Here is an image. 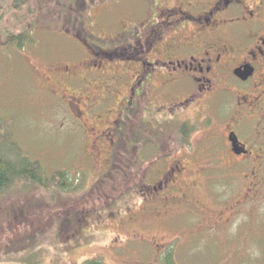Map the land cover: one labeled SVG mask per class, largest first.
I'll return each instance as SVG.
<instances>
[{"label":"rangeland","instance_id":"obj_1","mask_svg":"<svg viewBox=\"0 0 264 264\" xmlns=\"http://www.w3.org/2000/svg\"><path fill=\"white\" fill-rule=\"evenodd\" d=\"M11 1H6V7ZM18 1L24 4L22 9L8 10L0 25V138L2 133L12 136L24 156L42 165L47 178L66 171L79 188L66 193L47 179L44 186L21 180L0 191V264H168L164 256L169 249L173 264H264V193L255 203L232 211L230 217L227 214L230 223L214 236L197 234L193 221L184 217L159 222L151 229L146 226L142 216L146 170H155L156 175L167 160H155L156 156L176 148L173 115L167 121L161 119L164 115L151 118L156 106L164 111L170 108L168 95L149 93V81L142 80L125 125L97 135L81 127L64 98L47 90L43 75L51 76L58 65L84 58L77 36L104 44L98 36L113 38L118 25L126 29L145 18V0ZM94 24L93 32L89 31ZM23 31L31 38L24 49L6 44L9 35L17 37ZM109 72L118 75L113 66ZM118 90L111 83V95ZM114 107L116 103L105 102L98 109L110 113ZM82 108L86 110L83 102ZM86 111L90 120L97 112L91 107ZM185 116L194 115L187 111L181 119ZM93 135L98 139L95 148ZM119 152L122 156L115 160ZM191 157L188 154L185 161L194 165ZM188 167L193 173L194 168ZM99 175L107 176L110 184L102 185ZM151 177L153 184L158 173ZM229 184L232 187L233 182ZM98 185L105 187L94 192ZM232 197L233 193L231 207ZM213 207L220 205L215 202Z\"/></svg>","mask_w":264,"mask_h":264},{"label":"flooded vegetation","instance_id":"obj_2","mask_svg":"<svg viewBox=\"0 0 264 264\" xmlns=\"http://www.w3.org/2000/svg\"><path fill=\"white\" fill-rule=\"evenodd\" d=\"M145 2L144 23L126 29L118 25L113 38L98 36L104 44L82 40L78 34L84 58L53 68L51 76L43 75L44 83L48 92L66 100L68 111L77 114L87 133L97 135L125 125L142 80L149 81V93L168 95L170 108L156 106L151 118L164 115L161 119L167 121L173 115L176 148L156 156L167 160L155 183V170H146L142 216L150 229L162 221L190 218L197 234L214 236L230 223L227 214L255 203L264 193V0ZM129 28L134 29L127 32ZM112 66L115 77L109 72ZM126 68L133 71L125 73ZM111 83L119 89L113 95ZM82 102L86 110L97 111L93 119ZM105 102L117 108L104 113L98 108ZM187 111L194 116L181 119ZM105 125L111 126L96 132ZM182 127L187 138L178 135ZM90 140L95 148L98 139L93 135ZM185 151L193 154L194 165L186 163ZM177 153L181 155L175 158ZM121 156L119 152L114 158ZM215 202L220 208L213 207Z\"/></svg>","mask_w":264,"mask_h":264},{"label":"trees","instance_id":"obj_3","mask_svg":"<svg viewBox=\"0 0 264 264\" xmlns=\"http://www.w3.org/2000/svg\"><path fill=\"white\" fill-rule=\"evenodd\" d=\"M7 0H0V25H2L3 18L9 11H18L22 9L23 3H19L18 0H12L8 7H6ZM94 1V0H93ZM106 1V0H101ZM9 8V9H7ZM9 10V11H8ZM3 34V33H2ZM30 35L28 36L25 31L20 33L17 37L9 35L6 44L17 45L19 49H24L26 44L30 43ZM32 42V41H31ZM3 124L0 123V127ZM6 129V128H5ZM8 130V129H7ZM183 134V138H187L186 128L179 129L178 135ZM44 169L39 162H33L28 157L24 156L20 147H18L12 140V136L7 133H2L0 138V191H4L14 186L18 181L26 180L32 183H39L45 185V181L53 184L55 188L60 191L72 193L76 191V186H73V182L70 173L66 171H57L50 178H47L44 174ZM101 177V176H100ZM102 185L110 184V180L106 177L100 178ZM114 183V182H113ZM112 186V183H111ZM105 186H97L93 189L94 192L103 189ZM164 263H172V252L169 251L164 256ZM84 264H102L100 261H87Z\"/></svg>","mask_w":264,"mask_h":264}]
</instances>
